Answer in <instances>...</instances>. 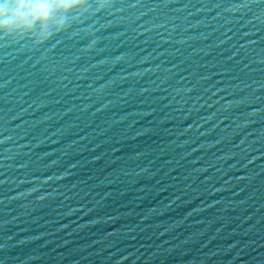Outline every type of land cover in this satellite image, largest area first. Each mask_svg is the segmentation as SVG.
I'll return each mask as SVG.
<instances>
[{
  "label": "water",
  "instance_id": "obj_1",
  "mask_svg": "<svg viewBox=\"0 0 264 264\" xmlns=\"http://www.w3.org/2000/svg\"><path fill=\"white\" fill-rule=\"evenodd\" d=\"M0 39V264H264V0H96Z\"/></svg>",
  "mask_w": 264,
  "mask_h": 264
},
{
  "label": "clouds",
  "instance_id": "obj_2",
  "mask_svg": "<svg viewBox=\"0 0 264 264\" xmlns=\"http://www.w3.org/2000/svg\"><path fill=\"white\" fill-rule=\"evenodd\" d=\"M107 3L109 0H96L99 7ZM76 8L82 14L92 5L87 0H0V39L22 34L41 42L62 30Z\"/></svg>",
  "mask_w": 264,
  "mask_h": 264
}]
</instances>
